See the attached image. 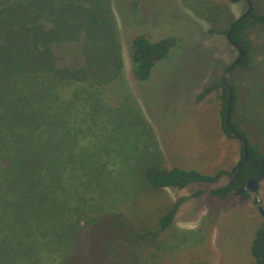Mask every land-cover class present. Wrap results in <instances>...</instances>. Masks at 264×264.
I'll use <instances>...</instances> for the list:
<instances>
[{"label": "trees", "instance_id": "obj_1", "mask_svg": "<svg viewBox=\"0 0 264 264\" xmlns=\"http://www.w3.org/2000/svg\"><path fill=\"white\" fill-rule=\"evenodd\" d=\"M252 3L248 15L218 30L227 36L233 27L232 38L245 50L231 76L249 70L256 50L253 35L264 34V0ZM112 5L111 0L0 2V264H147L144 250L151 244L155 252L184 202L205 195L227 199L250 179L264 180V148L237 120L238 89L231 82V122L249 150V159L235 170L234 185L227 168L204 172L151 158L141 174L152 192L109 209L108 180L119 178L106 167L112 153L80 142L93 120L109 113L93 112L90 97L98 88L123 80L122 37ZM130 5L136 21L145 20L140 1ZM179 44L185 45L175 35L156 40L145 33L133 35L135 79L147 80L157 62ZM60 46L68 47L70 61L61 60ZM224 74L210 79L196 102L218 92L221 131L237 138L226 121L230 91ZM114 119L122 120L119 115ZM244 155L241 146V160ZM226 176L227 182L215 185ZM196 183L211 187H194L175 199L164 191ZM241 195L249 198V191ZM193 233L201 242L203 232ZM188 236L172 233L169 247L189 244ZM251 249L253 264H264V220ZM190 264L208 261L193 257Z\"/></svg>", "mask_w": 264, "mask_h": 264}, {"label": "rangeland", "instance_id": "obj_2", "mask_svg": "<svg viewBox=\"0 0 264 264\" xmlns=\"http://www.w3.org/2000/svg\"><path fill=\"white\" fill-rule=\"evenodd\" d=\"M13 1L0 0L3 4ZM111 1L122 37L123 80L98 88L90 97L88 104L93 112L107 109L109 113L104 119L97 116L93 120L86 141L80 143L89 141L91 147L112 153L106 167L119 175L118 183L109 179L107 184L109 209L114 210L152 192L141 174L146 160L160 158L170 166L213 172L222 167L231 170L241 158L239 139L228 138L221 131L219 93L213 92L199 103L196 97L210 79L221 78L225 65L236 59L237 49L218 30L240 16L248 3L139 0L145 20L138 22L132 13V0ZM138 33L152 40L175 35L185 45L173 46L168 56L157 62L150 77L138 81L133 75L130 50V39ZM253 38L256 50L252 66L237 70L230 82L238 89L237 120L264 148V34L255 32ZM57 53L62 61H70L72 56L67 46L58 47ZM228 180V176L223 177L215 185ZM202 186L211 187L196 183L184 189L166 187L164 191L175 199ZM258 198L264 205V180L259 182L257 194L249 191V198L236 194L227 199L205 195L187 200L155 252L151 244L144 250L147 264H153V260L156 264H190L193 257H205L208 264H253L252 241L264 220L257 207ZM178 231L186 237L191 234V241L173 249L168 242ZM193 232H203L201 242Z\"/></svg>", "mask_w": 264, "mask_h": 264}, {"label": "water", "instance_id": "obj_3", "mask_svg": "<svg viewBox=\"0 0 264 264\" xmlns=\"http://www.w3.org/2000/svg\"><path fill=\"white\" fill-rule=\"evenodd\" d=\"M233 2H237V1H240V0H231ZM247 3H248V7L247 9L240 15V18L248 15L252 8H253V3H252V0H246ZM232 31H233V27L228 31L227 33V39H228V42L235 46L237 48V51H238V55L236 57L235 60H233L225 74H224V84L225 86L229 89L230 91V94L228 96V101H227V114H226V121L228 123V125L232 128L234 134L236 135V137L239 139L240 141V144L244 150V158L242 160H240L235 166L234 168L232 169V172H231V184L234 185L233 183V179L235 177V170L240 167L246 160L249 159V150H248V144L244 138V136L232 125V122H231V106H232V101H233V97H234V88L232 87L231 85V82H230V77L232 75V72L233 70L235 69V67L241 62V60L243 59V56L245 55V50L244 48L242 47V45L240 43H238L236 40H234L232 38ZM258 186H259V182L255 179H250L248 181V183L242 188V189H239V190H235V192L237 194H242L243 191L245 190H249V191H253L255 192L256 194L258 193ZM257 207L261 213V215L263 216L264 218V205L261 203L260 199L258 198V203H257Z\"/></svg>", "mask_w": 264, "mask_h": 264}, {"label": "flooded vegetation", "instance_id": "obj_4", "mask_svg": "<svg viewBox=\"0 0 264 264\" xmlns=\"http://www.w3.org/2000/svg\"><path fill=\"white\" fill-rule=\"evenodd\" d=\"M240 160H241V158L239 159V161H240ZM239 161H238V162H239ZM238 162H237V163H238ZM237 163H236V164H237ZM236 164H235V165H236ZM235 165H234V166H235ZM234 166L232 167V169L234 168ZM232 169H231V172H232ZM247 191H249V190H247Z\"/></svg>", "mask_w": 264, "mask_h": 264}]
</instances>
